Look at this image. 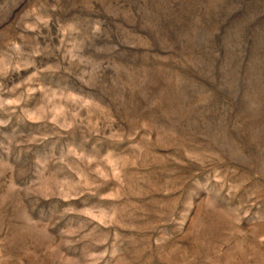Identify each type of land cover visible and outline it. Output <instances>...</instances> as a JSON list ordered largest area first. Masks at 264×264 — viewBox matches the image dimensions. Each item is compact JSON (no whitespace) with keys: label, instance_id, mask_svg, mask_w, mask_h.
<instances>
[{"label":"rangeland","instance_id":"1","mask_svg":"<svg viewBox=\"0 0 264 264\" xmlns=\"http://www.w3.org/2000/svg\"><path fill=\"white\" fill-rule=\"evenodd\" d=\"M0 264H264V0H0Z\"/></svg>","mask_w":264,"mask_h":264}]
</instances>
